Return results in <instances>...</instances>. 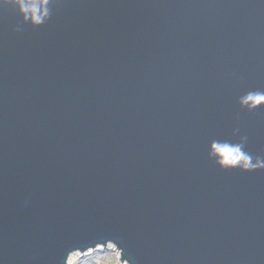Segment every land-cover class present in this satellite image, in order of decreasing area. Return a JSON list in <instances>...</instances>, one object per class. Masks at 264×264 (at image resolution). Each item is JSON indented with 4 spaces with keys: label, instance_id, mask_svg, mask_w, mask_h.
I'll list each match as a JSON object with an SVG mask.
<instances>
[{
    "label": "water",
    "instance_id": "95a60500",
    "mask_svg": "<svg viewBox=\"0 0 264 264\" xmlns=\"http://www.w3.org/2000/svg\"><path fill=\"white\" fill-rule=\"evenodd\" d=\"M254 90L264 0H51L35 28L0 5V264H264V170L207 155L264 156Z\"/></svg>",
    "mask_w": 264,
    "mask_h": 264
},
{
    "label": "clouds",
    "instance_id": "9594fccd",
    "mask_svg": "<svg viewBox=\"0 0 264 264\" xmlns=\"http://www.w3.org/2000/svg\"><path fill=\"white\" fill-rule=\"evenodd\" d=\"M10 0H0V5L8 4ZM19 7L23 16V23L32 27L44 24L50 16L51 0H11ZM14 31L19 32L16 28ZM240 108L251 112L258 107L264 106V91H248L238 97ZM239 129L233 131L235 137ZM248 142L246 135H241L237 140L213 139L211 147L207 150L208 159L225 171L239 170L241 172H253L264 170V156H254L245 150ZM129 260V259H128Z\"/></svg>",
    "mask_w": 264,
    "mask_h": 264
},
{
    "label": "rangeland",
    "instance_id": "374dc122",
    "mask_svg": "<svg viewBox=\"0 0 264 264\" xmlns=\"http://www.w3.org/2000/svg\"><path fill=\"white\" fill-rule=\"evenodd\" d=\"M119 254L113 246H108L106 249L90 253L85 256H76L80 264H119Z\"/></svg>",
    "mask_w": 264,
    "mask_h": 264
},
{
    "label": "bare ground",
    "instance_id": "6f19581e",
    "mask_svg": "<svg viewBox=\"0 0 264 264\" xmlns=\"http://www.w3.org/2000/svg\"><path fill=\"white\" fill-rule=\"evenodd\" d=\"M97 251H101V248L98 249ZM95 252H96V251H93V252H90V253H95ZM90 253H88V254H86V255H89ZM117 254H118V252H117ZM76 256H78L77 253H73V254L70 256L69 260H68V264H80L78 260H75ZM84 256H85V255H84ZM82 257H83V256H82ZM119 264H120V262H119Z\"/></svg>",
    "mask_w": 264,
    "mask_h": 264
}]
</instances>
